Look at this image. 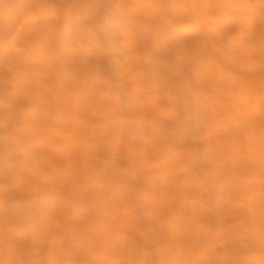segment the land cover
Here are the masks:
<instances>
[{
  "label": "bare ground",
  "instance_id": "6f19581e",
  "mask_svg": "<svg viewBox=\"0 0 264 264\" xmlns=\"http://www.w3.org/2000/svg\"><path fill=\"white\" fill-rule=\"evenodd\" d=\"M262 10L0 0V264H264Z\"/></svg>",
  "mask_w": 264,
  "mask_h": 264
},
{
  "label": "snow or ice",
  "instance_id": "6c2138e0",
  "mask_svg": "<svg viewBox=\"0 0 264 264\" xmlns=\"http://www.w3.org/2000/svg\"><path fill=\"white\" fill-rule=\"evenodd\" d=\"M262 15H264V10H262ZM105 75L108 78L109 81V87L111 89L112 94L118 98L121 105H123L127 99L124 89L122 87L121 81L115 77V75L112 73L111 70H108L105 72ZM9 221L12 223L16 222V217H9ZM5 244L8 246H19L21 244V241L13 236H6L5 237ZM28 244L30 247H28L26 250H31L32 247H35V245L29 241ZM150 251V249H149Z\"/></svg>",
  "mask_w": 264,
  "mask_h": 264
}]
</instances>
